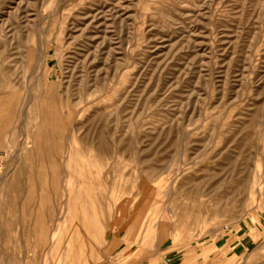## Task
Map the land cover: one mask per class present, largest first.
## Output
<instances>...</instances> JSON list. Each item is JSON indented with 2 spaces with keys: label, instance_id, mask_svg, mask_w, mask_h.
Masks as SVG:
<instances>
[{
  "label": "rangeland",
  "instance_id": "rangeland-1",
  "mask_svg": "<svg viewBox=\"0 0 264 264\" xmlns=\"http://www.w3.org/2000/svg\"><path fill=\"white\" fill-rule=\"evenodd\" d=\"M183 253L264 264V0H0V264Z\"/></svg>",
  "mask_w": 264,
  "mask_h": 264
},
{
  "label": "crops",
  "instance_id": "crops-1",
  "mask_svg": "<svg viewBox=\"0 0 264 264\" xmlns=\"http://www.w3.org/2000/svg\"><path fill=\"white\" fill-rule=\"evenodd\" d=\"M155 264H187V258L185 254L177 255H170L167 257H164L161 262L155 263Z\"/></svg>",
  "mask_w": 264,
  "mask_h": 264
},
{
  "label": "bare ground",
  "instance_id": "bare-ground-1",
  "mask_svg": "<svg viewBox=\"0 0 264 264\" xmlns=\"http://www.w3.org/2000/svg\"><path fill=\"white\" fill-rule=\"evenodd\" d=\"M5 183H7V182H5ZM5 185H7V184H5ZM7 187V186H6Z\"/></svg>",
  "mask_w": 264,
  "mask_h": 264
}]
</instances>
